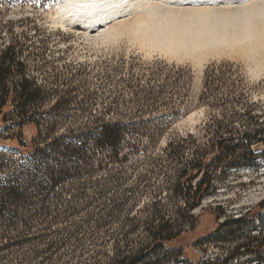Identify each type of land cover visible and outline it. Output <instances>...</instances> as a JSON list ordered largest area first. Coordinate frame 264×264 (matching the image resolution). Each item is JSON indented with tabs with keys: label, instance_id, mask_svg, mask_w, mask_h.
<instances>
[{
	"label": "rangeland",
	"instance_id": "rangeland-1",
	"mask_svg": "<svg viewBox=\"0 0 264 264\" xmlns=\"http://www.w3.org/2000/svg\"><path fill=\"white\" fill-rule=\"evenodd\" d=\"M56 1L0 0V51L12 45L22 72L40 87L33 108L42 124L54 125L64 143L81 147L89 159H74L83 170L53 186L43 218H29L52 225L3 254L0 264H111L117 251L132 254L145 246L148 226L161 220L175 235L170 256L155 253L159 264L213 258L264 264L242 248L233 250L248 237L264 236V75L253 76L251 63L235 54L198 66L147 52L127 37L102 43L86 32L84 19L58 22ZM109 121L138 129V136L125 139L134 141L133 152L118 163L108 147L94 143ZM243 132L253 154L249 164L226 167L229 156L214 159L218 136ZM33 134L32 124H25L22 135ZM78 134L86 139L78 141ZM200 152L210 162L213 187L190 208L192 197L182 199L176 184ZM241 215L239 224L225 222Z\"/></svg>",
	"mask_w": 264,
	"mask_h": 264
},
{
	"label": "trees",
	"instance_id": "trees-1",
	"mask_svg": "<svg viewBox=\"0 0 264 264\" xmlns=\"http://www.w3.org/2000/svg\"><path fill=\"white\" fill-rule=\"evenodd\" d=\"M13 48L12 45H8L0 51V259L3 254L20 248L31 238L40 236L46 226L52 225L44 222L35 223L29 218L36 216L43 218L49 205L43 203L49 199V193H53V186L62 178L70 176L72 170H83L76 166L74 159L84 163L89 159L81 147L70 145L69 142L64 143L61 140L62 136H57L54 125L42 124L41 112L33 108L41 99L42 91L22 72L21 63ZM15 76H19L17 80L13 78ZM27 123L34 127V134L29 138L22 135V128ZM157 131L160 130H153L152 136ZM134 135L138 136V129L132 125L109 121L94 135V143L99 147H108L109 157L113 163H118L133 152L134 141L129 142L125 139ZM76 137L79 138L78 141L86 139L79 134ZM247 137L248 132L218 136L213 149L215 154H211L216 160H220V156H229L230 159L224 164L226 167L247 165L253 159L251 150L243 143ZM242 146L247 150L236 152ZM48 151L52 152V158ZM196 154H199V159L181 170V180L176 184L182 199L188 200L190 196L192 197L190 208L197 206L204 194L213 187L208 158L204 152ZM86 166L87 164L84 169ZM199 175V179L193 185L192 179ZM29 200L41 203L27 204ZM188 215L192 217L189 210ZM22 216L24 217L21 219ZM244 220L245 215H241L225 222L239 224ZM34 225H39V228ZM147 232L149 242L145 246L139 247L132 254L117 251L116 259L111 264H159L161 259L157 258L155 253L170 256L172 250L168 244L175 234L168 221L161 220L156 225H149ZM150 245L152 248L149 253L147 250ZM239 248H242V253L255 256L257 262L263 261L264 236L248 237L233 250ZM177 258L185 259L181 252H178ZM225 262V258L221 260L213 258L205 264H226Z\"/></svg>",
	"mask_w": 264,
	"mask_h": 264
},
{
	"label": "bare ground",
	"instance_id": "bare-ground-1",
	"mask_svg": "<svg viewBox=\"0 0 264 264\" xmlns=\"http://www.w3.org/2000/svg\"><path fill=\"white\" fill-rule=\"evenodd\" d=\"M95 2L56 1L58 22L69 25L84 19L90 24L86 32L102 43L127 37L147 52L189 59L198 66L218 55H239L251 63L253 76L264 75L260 0H123L128 6L116 10L107 9L113 0H102L100 8L91 11Z\"/></svg>",
	"mask_w": 264,
	"mask_h": 264
},
{
	"label": "snow or ice",
	"instance_id": "snow-or-ice-1",
	"mask_svg": "<svg viewBox=\"0 0 264 264\" xmlns=\"http://www.w3.org/2000/svg\"><path fill=\"white\" fill-rule=\"evenodd\" d=\"M129 2H131V0H129ZM261 3H264V0H260ZM102 4V0H96V2L94 4L91 5L90 10L91 11H96L97 9L100 8ZM128 3L127 2H123V0H120L119 3H116L115 0H113L112 3H109L107 5V9H111V10H116L117 8H123V7H127Z\"/></svg>",
	"mask_w": 264,
	"mask_h": 264
}]
</instances>
